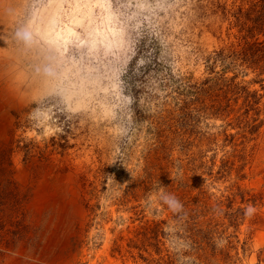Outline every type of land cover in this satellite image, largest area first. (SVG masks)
Listing matches in <instances>:
<instances>
[{
	"label": "rangeland",
	"instance_id": "374dc122",
	"mask_svg": "<svg viewBox=\"0 0 264 264\" xmlns=\"http://www.w3.org/2000/svg\"><path fill=\"white\" fill-rule=\"evenodd\" d=\"M0 264H264V0H0Z\"/></svg>",
	"mask_w": 264,
	"mask_h": 264
},
{
	"label": "clouds",
	"instance_id": "9594fccd",
	"mask_svg": "<svg viewBox=\"0 0 264 264\" xmlns=\"http://www.w3.org/2000/svg\"><path fill=\"white\" fill-rule=\"evenodd\" d=\"M37 11L33 12L32 18L25 24H21L14 30V36L17 38L18 44L22 48L33 49L38 48L48 54V58L53 61H58V56L54 49L46 47L42 41L41 31L38 30V26L43 23L40 17L37 15ZM8 14L12 15V11L8 10ZM22 42V43H21ZM157 195L159 199L166 204L168 208L174 213H179L183 210V205L180 200L173 194L164 191L162 185L157 189ZM255 209L249 205L245 209L246 216H252L255 213Z\"/></svg>",
	"mask_w": 264,
	"mask_h": 264
}]
</instances>
